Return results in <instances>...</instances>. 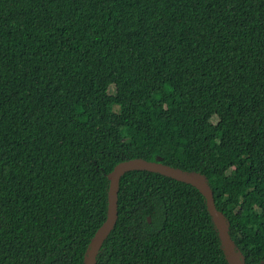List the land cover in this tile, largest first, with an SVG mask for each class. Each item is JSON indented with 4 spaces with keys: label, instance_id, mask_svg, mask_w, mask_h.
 Masks as SVG:
<instances>
[{
    "label": "trees",
    "instance_id": "trees-1",
    "mask_svg": "<svg viewBox=\"0 0 264 264\" xmlns=\"http://www.w3.org/2000/svg\"><path fill=\"white\" fill-rule=\"evenodd\" d=\"M135 158L200 173L264 264V0H0V264H85ZM117 188L95 264H231L194 185Z\"/></svg>",
    "mask_w": 264,
    "mask_h": 264
},
{
    "label": "water",
    "instance_id": "water-1",
    "mask_svg": "<svg viewBox=\"0 0 264 264\" xmlns=\"http://www.w3.org/2000/svg\"><path fill=\"white\" fill-rule=\"evenodd\" d=\"M148 170L175 178L177 180L188 182L198 189L204 196L207 210L209 211L214 225L218 231L224 252L231 264H244L239 252L235 249L232 240L229 237L227 223L221 211L214 203L213 192L210 190L205 178L195 171H182L165 165L160 162L148 161L141 158L128 159L118 163L108 174L109 184L107 191V214L102 225L97 229L91 238L86 255L85 264H95L96 255L101 247L104 238L112 229L117 218V184L121 175L129 170ZM150 221V217H147Z\"/></svg>",
    "mask_w": 264,
    "mask_h": 264
},
{
    "label": "rangeland",
    "instance_id": "rangeland-1",
    "mask_svg": "<svg viewBox=\"0 0 264 264\" xmlns=\"http://www.w3.org/2000/svg\"><path fill=\"white\" fill-rule=\"evenodd\" d=\"M124 102H125V100H124Z\"/></svg>",
    "mask_w": 264,
    "mask_h": 264
}]
</instances>
